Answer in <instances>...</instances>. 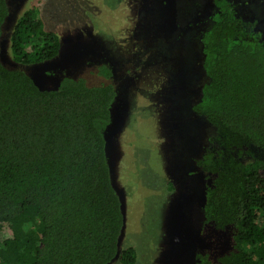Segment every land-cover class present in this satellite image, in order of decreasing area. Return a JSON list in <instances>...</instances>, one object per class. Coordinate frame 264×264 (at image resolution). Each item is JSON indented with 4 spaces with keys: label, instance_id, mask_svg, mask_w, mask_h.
<instances>
[{
    "label": "trees",
    "instance_id": "16d2710c",
    "mask_svg": "<svg viewBox=\"0 0 264 264\" xmlns=\"http://www.w3.org/2000/svg\"><path fill=\"white\" fill-rule=\"evenodd\" d=\"M211 6L196 35L201 83L191 106L211 125L196 161L204 201L194 264H264V33L234 0ZM8 13L0 0V41ZM59 50L31 6L10 33L22 67L0 60V264H108L118 253L123 216L105 153L111 72L101 67L97 86L63 78L38 88L23 67ZM136 258L127 247L119 264Z\"/></svg>",
    "mask_w": 264,
    "mask_h": 264
},
{
    "label": "rangeland",
    "instance_id": "374dc122",
    "mask_svg": "<svg viewBox=\"0 0 264 264\" xmlns=\"http://www.w3.org/2000/svg\"><path fill=\"white\" fill-rule=\"evenodd\" d=\"M8 16L0 60L10 53L18 17L37 6L46 30L57 34L58 55L24 66L40 89L63 78L105 83L116 91L105 153L121 203L118 253L136 251L135 264H194L200 245L204 177L196 165L211 125L194 115L201 83V42L211 0H5ZM238 12L264 33V0H234ZM261 156V155H260Z\"/></svg>",
    "mask_w": 264,
    "mask_h": 264
}]
</instances>
